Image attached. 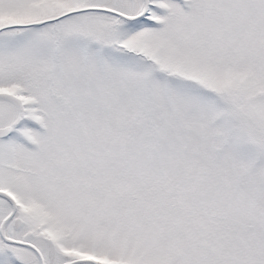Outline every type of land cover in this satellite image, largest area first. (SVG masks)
Instances as JSON below:
<instances>
[{"label":"snow or ice","instance_id":"6c2138e0","mask_svg":"<svg viewBox=\"0 0 264 264\" xmlns=\"http://www.w3.org/2000/svg\"><path fill=\"white\" fill-rule=\"evenodd\" d=\"M0 264H264V0H0Z\"/></svg>","mask_w":264,"mask_h":264}]
</instances>
